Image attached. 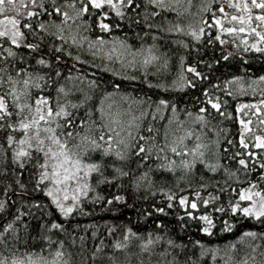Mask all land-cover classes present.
<instances>
[{
    "label": "snow or ice",
    "instance_id": "snow-or-ice-1",
    "mask_svg": "<svg viewBox=\"0 0 264 264\" xmlns=\"http://www.w3.org/2000/svg\"><path fill=\"white\" fill-rule=\"evenodd\" d=\"M191 6L192 0L187 8L182 0H0V245L9 253L0 252V264H70L64 240L57 237L52 247L53 232H67L60 218L84 214L85 200H124L119 191L105 197L97 188L116 184L120 189L125 179L137 190L161 194V206L152 204V212L168 215V209L179 208L178 217L200 221L202 233L214 235L217 213L224 217L221 232L245 221L264 226V72L250 74L247 68L250 55L264 59V0H202L198 18L186 26L156 22ZM161 32L190 37L191 43H173L196 54L191 63L179 54V72L170 84L147 80L150 66L160 65L157 73L170 68V53L158 43ZM215 43L221 46L219 55L201 59ZM229 44L231 51L225 47ZM100 54L120 62L122 71L104 67L114 76L139 80L124 74L131 68L145 72L150 88L195 92V110L165 98L152 108L150 99L132 97L120 84L89 78L87 68L81 71L78 65L98 67L93 61ZM247 95L252 98L239 99ZM134 105L140 108L134 111ZM166 109L171 115L157 143L160 129L152 123L145 129L148 135L142 134L144 117L151 110L153 117L163 118ZM229 122L237 125L234 133L224 127ZM198 165L203 171L197 179ZM154 172L173 174L175 183L166 187L161 181L156 187L150 178ZM208 187L214 194L202 195ZM210 204L211 212L200 210ZM31 220L39 229L32 239L43 246L20 255L8 242L19 243L21 232L31 235ZM155 223L163 226L160 219ZM131 237L139 240L138 251H128ZM246 237L264 241V230L245 228L238 239ZM122 239L107 253L110 264H133V258L135 264H199L183 241L161 232L142 238L126 227ZM195 245L199 257L210 254L216 264L218 248L200 240ZM259 247L252 244L251 256L244 253L236 260L229 255L223 264H264ZM119 250L123 259L114 254Z\"/></svg>",
    "mask_w": 264,
    "mask_h": 264
},
{
    "label": "trees",
    "instance_id": "trees-1",
    "mask_svg": "<svg viewBox=\"0 0 264 264\" xmlns=\"http://www.w3.org/2000/svg\"><path fill=\"white\" fill-rule=\"evenodd\" d=\"M183 6L187 8V0H182ZM202 0H192V6L190 10L180 12L178 9L179 15L172 12L165 13L164 16H160L156 19L157 23L163 24L165 27L170 26L174 23H180L184 26L193 22L198 18L200 9L198 6L201 4ZM223 2V0H219ZM218 7V4L215 5ZM193 14H197L194 16ZM165 16L167 21H165ZM119 34V33H117ZM159 35L162 37L158 43L162 46L161 50H168L170 53V68L168 70L161 69L157 73V69L160 68V65L150 66L147 69V80L152 81L153 84L164 82L171 83L172 80L178 75L179 72V63L178 56L179 54H184L187 56V62L191 63L194 56L196 55L191 49H184L179 47L178 44L173 43L174 40H186L190 41V37L178 34V33H164L161 32ZM214 35V33H213ZM230 40L231 37H228ZM148 43H151V38L147 40ZM207 44V41H204V45ZM204 45H199L203 47ZM227 49L231 51V45H226ZM221 46L218 43H215L212 46L207 47V51L200 58L204 59L208 53L218 56ZM171 53H176L177 55H171ZM84 58L86 60L92 59L88 54H85ZM98 67H90L88 65H78L81 71L87 68L86 75L91 79H99L102 84L107 85L109 81L120 84L121 91L130 93L132 97L135 98H148L152 103V108L155 107L156 101L160 98H165L171 100H176L180 102V105L185 104L192 105V110H195L196 105L192 101V97L196 95L195 92L191 90L179 91L176 89L165 90L163 88L149 87L148 83L145 82V72L139 71L136 69L128 68L125 75H138L140 76L139 80H130L124 79V76H114L112 72L105 71L104 67H112L117 71H122L120 68V62L116 60H106L103 54L98 55L93 61ZM234 62L230 60L228 66L233 67ZM224 65L221 64V68ZM247 68L251 69L250 74L260 75L264 72V59H261L256 56L250 55V62L247 65ZM203 71L204 69L201 68ZM73 71H76L74 68ZM223 75L221 79H223ZM108 91L112 89L107 88ZM102 94V90L97 92V98ZM252 97L250 95L239 97L241 100H248ZM119 100V97H116ZM124 107H129L127 102H123ZM145 108L148 107L146 103ZM140 105H134V111L138 110ZM171 115V110L166 109L163 114V118L160 116L153 117L151 115V110H149V115L144 117L143 128L141 129L142 134L148 135L145 129L149 123H152L154 128L160 129V136L157 139V143L163 139V129L164 125L167 122V117ZM181 119L184 117L181 115ZM218 119V117H217ZM224 127H230L231 131L234 133L236 131L237 125L234 122H229L224 125ZM223 143V141H222ZM155 159V157H153ZM151 162H149L150 164ZM231 163V162H229ZM134 167V165H133ZM147 167L139 169V172L146 171ZM203 171L201 166H197V179L199 174ZM136 173V175L139 174ZM205 175H209L206 171ZM178 175V173H177ZM150 178L156 181V187H160L161 181L164 182L163 186L171 187L175 183V176L171 173L164 172H154L150 173ZM220 177H215L219 179ZM123 188L117 189L116 184L112 186L100 185L97 188L102 196L116 195L117 191L125 197L122 201H114L112 204H108L107 200H100L99 202H93L92 200H85L83 204L84 214L74 213L66 221L61 217L60 220L64 223L67 232L60 233L58 231L53 232L54 242L52 247H56L55 239L64 240V251L65 256L69 260L70 264H110L109 257L107 253L113 252L112 244L115 240H121L123 242L122 236L126 227H131L133 231L139 233L142 238H146L149 232H152L155 235L156 232L164 233L167 236L174 237L178 241H183L187 245L188 255L199 258V264H213L211 255H206L204 257H199V246L195 245L196 240H200L205 247H216L220 251V256L217 257L216 264H223L224 260L228 259L229 255H232L234 259L239 260L244 258V253H248L249 256L252 255L250 245L259 243L261 247L257 248V252L264 251V241H261L259 237L250 238L246 237L243 241L239 240L238 237L244 231L245 228H254L257 231L264 230V226L256 224L253 221H245L242 224L238 225L231 232H221L222 221L224 219L220 214H215L219 217L216 221V226L214 228V235H209L199 231L201 222L198 220H189L187 217L180 219L177 213L181 212L179 208L177 209H168V215L156 214L152 212L151 205L156 204L161 206V194L156 192L155 195H152L148 190L140 188L139 190L132 187L129 179L123 181ZM185 185L181 183L180 187ZM175 190V189H173ZM154 191V189H153ZM208 193L214 194V189L208 187L202 195L207 196ZM11 196V193L9 194ZM37 197L42 194H35ZM94 195V194H93ZM18 200V198H16ZM223 199H226L224 197ZM215 202H213L214 204ZM27 210V209H25ZM146 210L152 212L151 215H146ZM201 211H212V205L210 204L207 208L201 205ZM36 216L39 213L35 214ZM160 219L163 222L162 227H158L155 221ZM32 228L30 229L31 235L26 236L25 233L21 232L19 243H13L9 241V246L15 251L19 249L18 254L22 255L24 251H30L32 248H35L37 252L40 251V248L43 246L42 242L39 240L32 239V236L39 234V229L37 227L38 222L36 220H31ZM111 229V232L109 231ZM74 233V237L73 234ZM95 233V235H93ZM74 240V242H73ZM235 243L236 248L233 250L229 247L230 244ZM139 240L136 237L130 238V244L128 251H138ZM96 245H100V250L97 251ZM163 243L157 246V251L163 248ZM0 252H3L5 255L9 253L5 251L4 247L0 245ZM97 252L95 260H93L92 253ZM120 259L124 258V250H119L114 253ZM146 255V254H145ZM156 259V257H153ZM183 259V256L181 257ZM257 259L259 257L257 256ZM133 264H135V258H133ZM231 264V262H230Z\"/></svg>",
    "mask_w": 264,
    "mask_h": 264
}]
</instances>
